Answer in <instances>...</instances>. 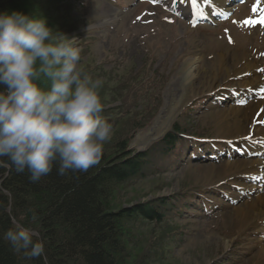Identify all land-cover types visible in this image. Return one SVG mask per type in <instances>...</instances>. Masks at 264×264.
Wrapping results in <instances>:
<instances>
[{
  "label": "rangeland",
  "instance_id": "374dc122",
  "mask_svg": "<svg viewBox=\"0 0 264 264\" xmlns=\"http://www.w3.org/2000/svg\"><path fill=\"white\" fill-rule=\"evenodd\" d=\"M218 3L198 0L196 8L210 10ZM259 3L253 0L251 5ZM18 4L12 11L49 17V26L75 38L83 72L103 79L104 110L114 129L104 153L112 156L124 140L128 151L149 153L142 174L115 188L112 209L158 205L165 199L166 218L160 224L125 221L132 243L129 263L264 264V214L251 207L264 197V182L253 180L264 174V166L258 167L263 161L250 153L264 138V94L240 104L219 102L247 92L244 87L231 90L238 84L254 79L259 80L256 85L264 83V30L251 31V23H245L251 19L248 7L222 26H194L184 17L190 0ZM240 40L251 46L245 48ZM219 50L226 57L221 66ZM237 50L257 66V76L241 73L245 59L237 64L230 60ZM192 62L185 85L182 77ZM175 126L190 139L204 138L220 147L205 151L182 144L169 156L161 154L160 141ZM252 188L263 189L250 192ZM187 196L192 200L177 208V201Z\"/></svg>",
  "mask_w": 264,
  "mask_h": 264
},
{
  "label": "clouds",
  "instance_id": "9594fccd",
  "mask_svg": "<svg viewBox=\"0 0 264 264\" xmlns=\"http://www.w3.org/2000/svg\"><path fill=\"white\" fill-rule=\"evenodd\" d=\"M76 39L49 26L46 18L0 12V168L29 174L36 183L55 168L58 175L97 166L114 129L102 115V78L85 74ZM0 214L14 227L3 240L28 260L47 261L45 241L12 215L7 189ZM32 222L38 220L34 210Z\"/></svg>",
  "mask_w": 264,
  "mask_h": 264
},
{
  "label": "trees",
  "instance_id": "16d2710c",
  "mask_svg": "<svg viewBox=\"0 0 264 264\" xmlns=\"http://www.w3.org/2000/svg\"><path fill=\"white\" fill-rule=\"evenodd\" d=\"M28 4L40 5L35 1ZM17 6L20 7L18 0H0V12H11ZM46 19L49 23L50 18ZM102 115L106 120L109 118L105 110ZM183 134L186 133L175 126L160 141L161 154H172L182 142ZM148 154L128 151L124 140L112 156L104 153L100 163L87 172L60 176L54 168L36 183L30 181L27 172L0 168V201L8 202V196L3 194L7 189L13 198L12 215L20 224L37 230L45 241L47 256V261L43 257L28 260L14 253L3 240V232L15 225L8 213L3 212L0 264H137L129 263L132 243L124 223L138 219L162 223L166 218L162 210L166 200H159L158 205L147 202L115 211L113 194L115 188L142 174ZM181 205L177 201V208ZM30 210L38 216L34 223ZM139 264L148 263L141 260Z\"/></svg>",
  "mask_w": 264,
  "mask_h": 264
},
{
  "label": "bare ground",
  "instance_id": "6f19581e",
  "mask_svg": "<svg viewBox=\"0 0 264 264\" xmlns=\"http://www.w3.org/2000/svg\"><path fill=\"white\" fill-rule=\"evenodd\" d=\"M236 40V39H235ZM237 41V40H236ZM237 46H239V43H237ZM248 46H249V44H248ZM238 53H240V54H238ZM218 60H219V65L221 66V65H223V63H225V61H226V57L225 56H223V54L221 53V51L219 50L218 51ZM229 56V55H228ZM227 56V57H228ZM246 57L247 56H244L243 54H242V51H239V50H237V52H236V54H234V55H232V57H231V59L230 60H232V61H234V63L235 64H237L240 60H242L241 58H243V60L245 59V61H244V64H243V62H242V67L244 68V70L241 72V73H246V74H249L250 72H252V74H253V76H257V75H255L256 74V72L255 71H257V66H251V65H249V62H248V59H246ZM197 62V61H196ZM196 62H192L191 63V66L189 65L187 68H185V72H184V75H183V80H185V85H188V80H189V78H187V75L189 74V71L191 70L190 68H192L193 67V65H195V63ZM237 62V63H236ZM241 63V62H240ZM235 69V68H234ZM228 70L229 71H232L233 70V68L232 67H229L228 68ZM190 75V74H189ZM252 81V82H251ZM251 81H248L247 83H244V84H238V85H236L234 88H242V87H245V88H250V87H252V85L254 86V85H256V82H258L259 80H257V79H254V80H251ZM252 89V88H251ZM250 89V95L251 96H253V95H255V96H257V94H258V92H253V90H251ZM253 92V93H252ZM185 95V94H184ZM183 96V95H182ZM239 111H240V109H238ZM239 111H237V112H239ZM263 120H264V118H263ZM256 153H258V152H256ZM258 154H264V150H262L261 152H259ZM250 164H252V163H250ZM258 165H259V163H258ZM205 167H198V169H199V171L200 170H202V169H204ZM253 206H251V207H256V208H260V214H264V197H261V198H258L257 200H255L253 203ZM250 207V208H251ZM257 216V215H256ZM264 216V215H263ZM254 219H255V217H254ZM254 219H252V220H254ZM251 220V221H252ZM250 221V222H251Z\"/></svg>",
  "mask_w": 264,
  "mask_h": 264
},
{
  "label": "snow or ice",
  "instance_id": "6c2138e0",
  "mask_svg": "<svg viewBox=\"0 0 264 264\" xmlns=\"http://www.w3.org/2000/svg\"><path fill=\"white\" fill-rule=\"evenodd\" d=\"M205 2L210 3V0H205ZM190 4H191V8H196V7H198V0H190ZM191 8L189 9L190 11H191ZM254 10H255V8H254ZM261 22H264V20H262ZM245 23L250 24V23H252V21H245ZM260 71H264V69H261ZM247 139L251 140L252 138L248 137ZM259 143L264 144V140L259 141Z\"/></svg>",
  "mask_w": 264,
  "mask_h": 264
}]
</instances>
